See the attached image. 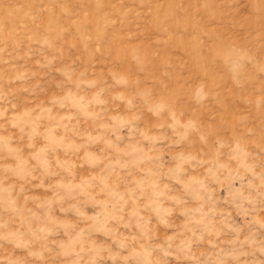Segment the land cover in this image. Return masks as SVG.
Masks as SVG:
<instances>
[{
	"label": "rangeland",
	"instance_id": "374dc122",
	"mask_svg": "<svg viewBox=\"0 0 264 264\" xmlns=\"http://www.w3.org/2000/svg\"><path fill=\"white\" fill-rule=\"evenodd\" d=\"M0 264H264V0H0Z\"/></svg>",
	"mask_w": 264,
	"mask_h": 264
}]
</instances>
